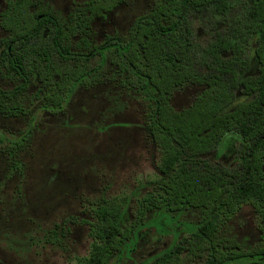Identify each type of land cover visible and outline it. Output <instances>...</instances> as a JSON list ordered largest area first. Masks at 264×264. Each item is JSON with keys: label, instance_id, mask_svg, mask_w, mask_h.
<instances>
[{"label": "trees", "instance_id": "1", "mask_svg": "<svg viewBox=\"0 0 264 264\" xmlns=\"http://www.w3.org/2000/svg\"><path fill=\"white\" fill-rule=\"evenodd\" d=\"M124 2L85 0L63 12L48 0H5L0 114L29 126L17 137L0 130V149L20 170L41 113L65 112L80 88L115 85L142 104L160 173L142 194L87 204L92 241L81 264H112L144 228L191 210L200 217L188 235L138 264H264V0H153L126 33L99 39L95 24ZM189 85L203 89L176 109L175 92ZM227 148L236 165L208 157ZM244 206L261 233L252 247L225 234ZM58 227L45 238H61Z\"/></svg>", "mask_w": 264, "mask_h": 264}, {"label": "rangeland", "instance_id": "2", "mask_svg": "<svg viewBox=\"0 0 264 264\" xmlns=\"http://www.w3.org/2000/svg\"><path fill=\"white\" fill-rule=\"evenodd\" d=\"M48 1L68 12L85 0ZM152 4L153 0H125L107 20L95 24L98 38L126 33ZM4 6L5 0H0V7ZM197 32L203 41L208 39L203 25L199 24ZM36 89L32 86L28 95ZM202 89L189 85L176 91L173 106L188 107ZM28 126L27 117L0 114V130L11 135L23 134ZM208 157L236 165L231 148ZM18 159L21 169L14 170L0 149V264H81L92 241L84 221L89 218L87 204L101 197L142 194L160 173L158 151L143 125L142 104L111 84L80 88L59 115L41 113L34 137ZM69 216L74 220L64 223ZM199 217L200 211L191 210L177 214L175 222L144 228L135 250L117 256L112 264H138L152 257L188 235ZM57 225L61 238H45ZM225 234L245 246L256 245L261 233L254 209L244 206L226 225Z\"/></svg>", "mask_w": 264, "mask_h": 264}]
</instances>
